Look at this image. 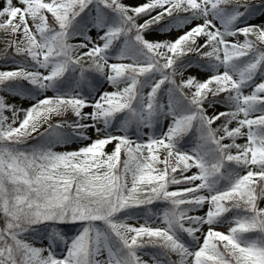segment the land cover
<instances>
[{"label": "snow or ice", "instance_id": "1", "mask_svg": "<svg viewBox=\"0 0 264 264\" xmlns=\"http://www.w3.org/2000/svg\"><path fill=\"white\" fill-rule=\"evenodd\" d=\"M0 264H264V0H0Z\"/></svg>", "mask_w": 264, "mask_h": 264}, {"label": "rangeland", "instance_id": "2", "mask_svg": "<svg viewBox=\"0 0 264 264\" xmlns=\"http://www.w3.org/2000/svg\"><path fill=\"white\" fill-rule=\"evenodd\" d=\"M254 22H258V21H254Z\"/></svg>", "mask_w": 264, "mask_h": 264}]
</instances>
